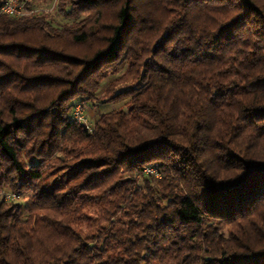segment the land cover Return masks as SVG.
<instances>
[{"label": "trees", "instance_id": "16d2710c", "mask_svg": "<svg viewBox=\"0 0 264 264\" xmlns=\"http://www.w3.org/2000/svg\"><path fill=\"white\" fill-rule=\"evenodd\" d=\"M20 1L0 264H264V0Z\"/></svg>", "mask_w": 264, "mask_h": 264}, {"label": "built area", "instance_id": "2783aa9c", "mask_svg": "<svg viewBox=\"0 0 264 264\" xmlns=\"http://www.w3.org/2000/svg\"><path fill=\"white\" fill-rule=\"evenodd\" d=\"M0 11L12 16L30 15L33 12L32 10L26 9L24 3L20 0H3ZM74 119L79 123H83L86 126L87 130L90 131L88 123L82 117L80 106H77L74 109ZM0 199H3L5 201H18L20 200V195L18 193L1 191Z\"/></svg>", "mask_w": 264, "mask_h": 264}, {"label": "rangeland", "instance_id": "374dc122", "mask_svg": "<svg viewBox=\"0 0 264 264\" xmlns=\"http://www.w3.org/2000/svg\"><path fill=\"white\" fill-rule=\"evenodd\" d=\"M35 1V0H32ZM101 111V109H94L91 106H86L84 108H81V114L82 117L86 120L88 124L92 122V120L97 116V114ZM103 111V110H102ZM105 111V110H104ZM4 192H10L7 189H4ZM19 201V200H18ZM23 201L20 200L19 203H22Z\"/></svg>", "mask_w": 264, "mask_h": 264}]
</instances>
